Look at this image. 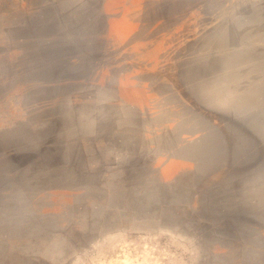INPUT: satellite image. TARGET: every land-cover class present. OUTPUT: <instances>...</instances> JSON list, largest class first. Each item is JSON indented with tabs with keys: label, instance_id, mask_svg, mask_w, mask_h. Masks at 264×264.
I'll list each match as a JSON object with an SVG mask.
<instances>
[{
	"label": "rangeland",
	"instance_id": "374dc122",
	"mask_svg": "<svg viewBox=\"0 0 264 264\" xmlns=\"http://www.w3.org/2000/svg\"><path fill=\"white\" fill-rule=\"evenodd\" d=\"M0 264H264V0H0Z\"/></svg>",
	"mask_w": 264,
	"mask_h": 264
}]
</instances>
